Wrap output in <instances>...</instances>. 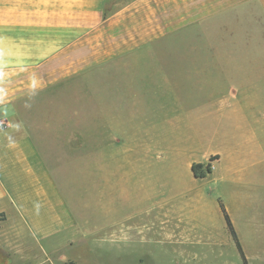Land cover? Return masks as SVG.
<instances>
[{
	"label": "crops",
	"instance_id": "crops-1",
	"mask_svg": "<svg viewBox=\"0 0 264 264\" xmlns=\"http://www.w3.org/2000/svg\"><path fill=\"white\" fill-rule=\"evenodd\" d=\"M129 51L139 52L133 64L112 62ZM104 63L149 65L139 80H100L98 102L103 120L105 106L132 105L126 122L108 117V133L122 125L149 135V184H163V198L168 184L183 191L207 180L218 208L223 198L264 194V0H0V264L31 262L32 246L49 254L52 236L73 230L21 106ZM116 148L101 145L113 151L101 166L120 161ZM213 156L211 171L195 177L192 164ZM186 196L176 210L162 205L160 219L183 245L216 229L204 196Z\"/></svg>",
	"mask_w": 264,
	"mask_h": 264
},
{
	"label": "rangeland",
	"instance_id": "rangeland-1",
	"mask_svg": "<svg viewBox=\"0 0 264 264\" xmlns=\"http://www.w3.org/2000/svg\"><path fill=\"white\" fill-rule=\"evenodd\" d=\"M138 53H123L112 62L133 64ZM105 64L93 65L36 91L21 106L24 122L42 147L66 221L73 223V230L49 240L48 264H243L217 206L215 182L190 183L183 191L175 190L176 184H168L171 195L163 198V184H149V135L126 129L122 132V125L116 134L108 133V126L113 124L108 117L126 122L133 107L107 105V119L103 120L104 112L98 102L100 80H139L147 77L149 65L135 66L133 70L123 68L124 72L105 71ZM104 123L106 134L102 133ZM104 143L116 144L119 162L109 161L101 166L99 160L113 154L107 150L105 156L99 151ZM198 192L207 202V206H202L216 215L212 228L216 229L201 231L205 236L199 243L183 245L175 237L176 231L161 229L160 219L167 209L162 205L176 210L181 198ZM244 197L231 202L222 200L248 264H264V194L247 193ZM208 233L212 236L209 240L205 238ZM31 250V262L14 264H47L46 255L38 246Z\"/></svg>",
	"mask_w": 264,
	"mask_h": 264
},
{
	"label": "trees",
	"instance_id": "trees-1",
	"mask_svg": "<svg viewBox=\"0 0 264 264\" xmlns=\"http://www.w3.org/2000/svg\"><path fill=\"white\" fill-rule=\"evenodd\" d=\"M216 157L217 156L210 157L209 162L206 163L205 165L203 163H200V162L192 164L191 169H192L193 175L195 177H204L207 173H209L211 171V162L210 161L215 159ZM218 205H219V209L221 211V214L223 216L226 229L232 238V241H233L235 248H236V250H237V252L241 258L242 263L248 264L246 256L244 254V251L242 249L241 243H240L238 236L236 234V231L234 229L232 220L228 214V211L226 210V208H225V206L221 200H218Z\"/></svg>",
	"mask_w": 264,
	"mask_h": 264
},
{
	"label": "built area",
	"instance_id": "built-area-1",
	"mask_svg": "<svg viewBox=\"0 0 264 264\" xmlns=\"http://www.w3.org/2000/svg\"><path fill=\"white\" fill-rule=\"evenodd\" d=\"M6 125V122L0 119V129H3Z\"/></svg>",
	"mask_w": 264,
	"mask_h": 264
}]
</instances>
